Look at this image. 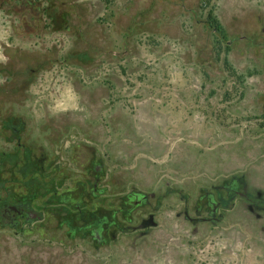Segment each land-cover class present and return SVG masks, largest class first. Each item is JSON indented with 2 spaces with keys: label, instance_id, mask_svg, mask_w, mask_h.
<instances>
[{
  "label": "rangeland",
  "instance_id": "374dc122",
  "mask_svg": "<svg viewBox=\"0 0 264 264\" xmlns=\"http://www.w3.org/2000/svg\"><path fill=\"white\" fill-rule=\"evenodd\" d=\"M0 264H264V0H0Z\"/></svg>",
  "mask_w": 264,
  "mask_h": 264
},
{
  "label": "flooded vegetation",
  "instance_id": "af4514ba",
  "mask_svg": "<svg viewBox=\"0 0 264 264\" xmlns=\"http://www.w3.org/2000/svg\"><path fill=\"white\" fill-rule=\"evenodd\" d=\"M96 188V186H95ZM7 214V222L9 225H17L21 220H27L31 217L37 218L42 217L40 214H35L31 209L30 206L27 205H17V206H10L5 208ZM103 230V228H102ZM101 241V239H100Z\"/></svg>",
  "mask_w": 264,
  "mask_h": 264
},
{
  "label": "trees",
  "instance_id": "16d2710c",
  "mask_svg": "<svg viewBox=\"0 0 264 264\" xmlns=\"http://www.w3.org/2000/svg\"><path fill=\"white\" fill-rule=\"evenodd\" d=\"M219 27V26H218ZM220 28V27H219Z\"/></svg>",
  "mask_w": 264,
  "mask_h": 264
}]
</instances>
